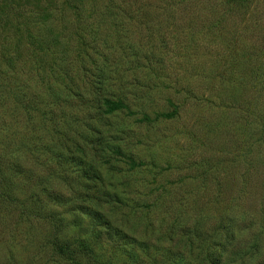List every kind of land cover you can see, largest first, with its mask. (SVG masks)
I'll return each mask as SVG.
<instances>
[{
    "label": "rangeland",
    "instance_id": "rangeland-1",
    "mask_svg": "<svg viewBox=\"0 0 264 264\" xmlns=\"http://www.w3.org/2000/svg\"><path fill=\"white\" fill-rule=\"evenodd\" d=\"M0 264H264V0H0Z\"/></svg>",
    "mask_w": 264,
    "mask_h": 264
}]
</instances>
